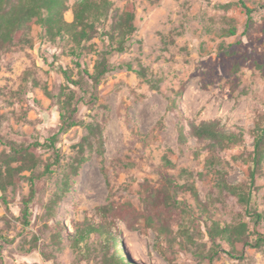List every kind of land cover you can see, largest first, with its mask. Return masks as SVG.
Returning a JSON list of instances; mask_svg holds the SVG:
<instances>
[{"label": "rangeland", "instance_id": "1", "mask_svg": "<svg viewBox=\"0 0 264 264\" xmlns=\"http://www.w3.org/2000/svg\"><path fill=\"white\" fill-rule=\"evenodd\" d=\"M80 1L67 0L66 22H74ZM109 1L108 16L96 22L82 48L72 33L52 35L46 25L32 27L31 42L0 48V168L12 147L44 144L59 132L68 98L78 103L76 119L83 123L59 134L61 160L52 174L44 172L55 148L39 147L37 168L16 172V184L5 194L0 190V235L8 239L0 264H117L105 239L92 234L78 242L75 228L102 222L98 208L109 197L124 209L112 228L121 244L120 264H211L215 223H247L249 233L264 236V169L254 191L253 209L263 215L255 227L238 200L217 188L206 167L208 153L197 150L202 146L179 140L190 121H218L242 131L244 146L220 157L231 185L247 183L253 129L264 114V0ZM243 2L253 11L249 25ZM129 5L137 32L127 52L112 53L114 16ZM74 51H82L80 60ZM104 58L115 69L95 89L77 62L94 74ZM140 66L147 79L135 72ZM64 71L79 84L69 83ZM91 123L103 127L104 156L92 138L93 148L80 151ZM166 154L172 167L163 162ZM31 180L36 195L28 225L23 209ZM218 243L223 250L212 264H264V249H246L238 258L228 254V243Z\"/></svg>", "mask_w": 264, "mask_h": 264}, {"label": "trees", "instance_id": "2", "mask_svg": "<svg viewBox=\"0 0 264 264\" xmlns=\"http://www.w3.org/2000/svg\"><path fill=\"white\" fill-rule=\"evenodd\" d=\"M244 9L248 16V25L252 22V10L243 2ZM112 3L109 0H81L74 7L75 20L73 23H68L64 19V12L67 10V0H0V48L9 49L17 43L31 42V31L34 25H46L50 34L62 35L63 33H72L78 47L82 48L81 43L91 40L93 33L96 31V22L108 16ZM48 14V15H47ZM136 15L133 5L126 7L121 14L114 16L112 25V34L110 35L111 52L125 53L128 50L127 44L132 36L137 32L135 24ZM248 28V26H247ZM237 30L232 29L230 34L236 35ZM77 60L81 59L82 51L73 52ZM77 65L82 68V72L89 77L93 82V87L96 89L103 78L111 73L115 67H112L108 58H104L95 67L94 74L82 67L80 62ZM128 70L134 71L131 64L126 65ZM143 79H147V72L143 66L135 71ZM64 74L72 84H79L73 81L72 76L68 71ZM95 101L97 98L92 95ZM78 103H74V98L70 97L62 105L60 111V129L57 134L47 139L44 144L35 143L30 146L21 148L12 147V153L3 160V166L0 168V190L5 194L8 187L16 184V172H24L27 170L36 169L40 159L36 155V149L39 147L49 146L55 148L53 153V161L48 163L45 168V175L53 173V167L60 164L61 155L59 149H56L59 134L67 132L72 128L83 125L77 121ZM189 130L186 131L182 126L180 129V142L184 143L191 138L196 140L199 145L197 150L206 151L208 158L206 167L210 173L217 177V188L227 192L235 197L238 202L244 207L247 216L251 217L255 222V227L261 221L263 215L253 209L254 191L259 190L257 186L258 180L263 176L264 169V114H262L253 129V151L248 161V181L246 184L231 185L227 181V171L223 165V160L220 153L228 151L235 147H242L245 144L244 134L242 131H229L224 129L218 121L201 122L199 124L190 121L188 122ZM88 136L79 145L81 153L84 152L85 146L93 148L90 138L94 139L97 144L98 153L101 156L105 155V142L103 136V127L99 123H91L86 125ZM198 152V151H197ZM87 159L79 162L74 173L77 174L80 168ZM163 162L168 167H172L173 163L168 155H164ZM110 186V185H109ZM190 191L197 203L201 204L200 196L195 185L190 186ZM36 195V184L31 180V194L28 199L24 200L23 216L26 224H30L29 217L31 215L30 206ZM6 202V198L2 197ZM98 212L103 219L98 224L83 223L76 225L78 242L86 241L92 234H98L105 239L108 248L114 249L116 255L114 259L117 264H120L122 254L121 244L117 237L112 232L115 221L122 217L124 209L116 205V202L109 197L106 205L99 207ZM215 228L211 230V239L214 242L212 255H210V263H213L214 257L219 256L223 250L221 243L216 244L220 239L222 242L228 243L232 248L228 251L233 257H244L246 249H264V236L257 230L249 233V225L247 223H239L237 225H222L215 223ZM251 235H256V239L252 240ZM8 242L4 235H0V261H2L3 243ZM240 247V254L235 253V249ZM225 252V251H224ZM113 260V255L108 260Z\"/></svg>", "mask_w": 264, "mask_h": 264}]
</instances>
